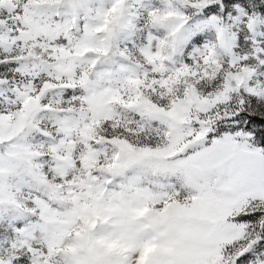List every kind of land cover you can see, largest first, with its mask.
I'll return each mask as SVG.
<instances>
[{"label":"snow or ice","instance_id":"snow-or-ice-1","mask_svg":"<svg viewBox=\"0 0 264 264\" xmlns=\"http://www.w3.org/2000/svg\"><path fill=\"white\" fill-rule=\"evenodd\" d=\"M0 264H264V0H0Z\"/></svg>","mask_w":264,"mask_h":264}]
</instances>
